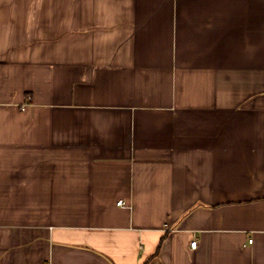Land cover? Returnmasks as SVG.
<instances>
[{"label": "crops", "instance_id": "crops-1", "mask_svg": "<svg viewBox=\"0 0 264 264\" xmlns=\"http://www.w3.org/2000/svg\"><path fill=\"white\" fill-rule=\"evenodd\" d=\"M0 264H264V0H0Z\"/></svg>", "mask_w": 264, "mask_h": 264}, {"label": "built area", "instance_id": "built-area-1", "mask_svg": "<svg viewBox=\"0 0 264 264\" xmlns=\"http://www.w3.org/2000/svg\"><path fill=\"white\" fill-rule=\"evenodd\" d=\"M119 204H120V205H124L125 202H124V201H120ZM250 242H252V239H250ZM196 246H197V241H196V240H195V241H192V242H191V247L195 249Z\"/></svg>", "mask_w": 264, "mask_h": 264}]
</instances>
